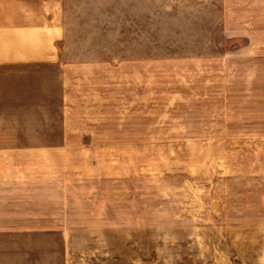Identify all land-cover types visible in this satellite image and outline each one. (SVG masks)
<instances>
[{"label": "rangeland", "instance_id": "374dc122", "mask_svg": "<svg viewBox=\"0 0 264 264\" xmlns=\"http://www.w3.org/2000/svg\"><path fill=\"white\" fill-rule=\"evenodd\" d=\"M66 14L72 58L140 63L151 91L139 133L98 129L45 158L61 218L39 223L73 229L67 253L45 236V264H264V0H66ZM42 92L34 142L60 145L53 71Z\"/></svg>", "mask_w": 264, "mask_h": 264}, {"label": "crops", "instance_id": "0c3cea01", "mask_svg": "<svg viewBox=\"0 0 264 264\" xmlns=\"http://www.w3.org/2000/svg\"><path fill=\"white\" fill-rule=\"evenodd\" d=\"M66 23V0H0V264H45L49 235L63 237L71 251L73 229L39 223L61 218L60 193L52 190L61 181L45 177V158L77 149L76 141L83 145L98 129L139 133L141 92L150 97L140 63L72 58ZM45 71L57 76L60 145L34 142L45 139ZM18 236L20 244L13 242Z\"/></svg>", "mask_w": 264, "mask_h": 264}]
</instances>
